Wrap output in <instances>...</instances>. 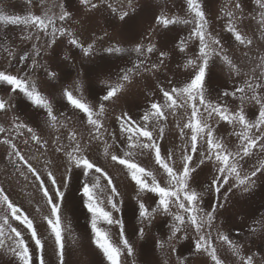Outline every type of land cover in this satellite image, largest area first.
<instances>
[{
	"label": "snow or ice",
	"instance_id": "6c2138e0",
	"mask_svg": "<svg viewBox=\"0 0 264 264\" xmlns=\"http://www.w3.org/2000/svg\"><path fill=\"white\" fill-rule=\"evenodd\" d=\"M26 2L31 6L33 0H26ZM185 2L187 18L169 17L164 13L154 16L152 26L144 33L146 44L136 43L131 49L115 45L104 49L109 54L134 52L137 58L131 67L120 69L115 83L108 84V81H103L108 84V87L100 98L98 108L83 102L67 88L63 90L62 94L68 104L84 114L85 119L80 123L84 126L87 136L78 133L74 127H69L74 123L72 117H65L63 121L58 119L54 114L51 101L41 93L36 82L27 73L13 75L0 71V82L11 86L13 93L18 91L35 108L45 111L46 126L57 132L60 128L68 129L63 140L60 135H56L49 141L38 135L27 123L14 122L17 131L26 129L30 139L39 146L38 151L44 149L45 153L51 152L53 158L45 159L43 171L34 166L10 139L3 141L10 149L8 156L16 165V171L25 181L29 180V176L33 178L32 182L47 207V214L43 215L42 219L46 222L47 230L53 239V253L57 258V264H66L65 232L67 229L62 223V210L74 177L80 181L78 191L82 205L90 214L92 241L108 264H122V255L134 254L133 244L125 236L124 221L115 215L122 212L124 201L121 193L110 174L88 155L94 142H102L105 158L110 157L112 162L124 166L131 180L135 182L134 199L138 207L137 218L141 224L138 234L141 238L145 235V223L151 225L157 216H166L171 218L170 234L167 239L172 253L178 251L176 245L180 241H191L194 255L200 254L207 257L210 264H224L213 243V232H216L215 239L226 244L241 264H254L256 253L242 255L243 245L233 242L227 234L219 231L215 221L218 210L225 209L233 195L237 193L241 196L250 195L257 181L264 183V180H261L264 177V159H258L248 171H244L245 165L254 155L257 153L264 155V54L259 56L258 62L255 56L249 57L254 41L245 35V31L254 21L255 30L264 37V0H253L258 6V12L251 16L244 11V0H235L232 10H221L226 17L223 30L231 34L236 43L248 49L244 52V56L255 63V67L249 71H245L243 63H238L226 53L219 35L213 34L202 0H185ZM39 3L42 8L48 5L41 14L29 12L21 16L0 12V23L23 26L22 31L26 35L21 36L22 43L33 39L37 42L44 41L43 44L33 43V57L25 53L19 56L18 62L32 59L33 70L44 67L35 57H40L41 52L53 49L57 41L65 37L69 45L79 48L85 56L94 52V42L85 47L74 31L64 26L74 18L63 3L56 4L55 0H39ZM79 4L88 11L107 4L113 14L117 12L108 0H98V3L94 0H79ZM57 7L58 13L53 11V8ZM129 7H131V0H129ZM117 22L121 26L131 27L134 18L128 11H120ZM178 24L191 26L188 36L180 38L176 48L179 53L185 54L182 67L193 71L189 73L186 81L178 85L173 84L171 80H168L170 87L167 88L158 84L156 87L162 100H153L139 120L133 119L128 112H122L116 116L120 133L117 137L105 126L104 102L119 100L137 78L155 76L168 68L165 59L167 53L159 50L151 41L158 30L170 31L171 26ZM104 35L106 36L107 33ZM192 44H195L197 51L192 56H187L189 46ZM4 51L10 58H15L10 49L4 48ZM156 52L159 53L157 60L152 61L150 57ZM217 61L227 68L230 78H242V83L234 86L231 91L224 90L218 95L217 100L213 101L207 97V86L212 79V70ZM45 70L50 78H55V72ZM82 88L83 83L78 80L77 91ZM226 98L238 100L239 108L230 109L224 102ZM245 104L251 105L256 111H252L249 115L246 113ZM11 107L12 105L7 101L0 99V112H6ZM181 110L187 117L182 125L179 120ZM169 117L176 121L175 126L179 129V135L182 138L179 146L181 152L179 166L172 150L162 155L160 142L165 137V124ZM16 120L18 121L19 117H16ZM214 120L217 124L219 121H224L233 127L232 134L237 138L234 148H230L222 137H217ZM237 127L239 130H235ZM186 129L189 130L190 135L185 132ZM3 132L5 128L0 126V133ZM105 135L112 139V144L104 139ZM64 140H67V143ZM24 143L27 144L28 141L25 140ZM96 146L99 147V144ZM114 147L119 148L122 154L118 155L111 151ZM145 152H148L158 165L163 182L153 171L146 170L134 159ZM17 161L21 163L17 165ZM202 166H210L213 174L210 182L202 185V190L198 191L192 184L198 170H202ZM54 169H63L59 178ZM102 180L106 183L102 184ZM144 194H154L157 197L155 206L149 208L145 204L141 198ZM207 194H211L215 201L210 203L209 210L203 207L204 197ZM39 210L38 208L37 211ZM10 220L18 221L20 225H23L24 230L29 234V239H26L24 231L13 226ZM101 224L119 226V245L113 242L110 232L101 227ZM261 230H264V222L261 223ZM251 234L256 235L257 229L252 228ZM30 242L33 247H30ZM160 246L164 245L161 243ZM0 249L5 250L13 258L9 264H47L45 241L38 234L33 219H30L9 198L3 187H0ZM177 260L178 264H187L186 257L177 256ZM261 264H264V260Z\"/></svg>",
	"mask_w": 264,
	"mask_h": 264
},
{
	"label": "rangeland",
	"instance_id": "374dc122",
	"mask_svg": "<svg viewBox=\"0 0 264 264\" xmlns=\"http://www.w3.org/2000/svg\"><path fill=\"white\" fill-rule=\"evenodd\" d=\"M55 2L56 4L63 3L66 10L73 14L74 19L69 20L64 26L71 28L85 47L94 42V52L85 56L79 48L69 45L65 37L58 40L53 49L41 52L40 57H35L44 67L33 70L31 67L32 59H28L26 62H18L19 56L27 53L29 57H33V43L43 44L44 41L37 42L33 39L22 43L21 36L26 35L22 31L23 26L0 23V71L13 75L27 73L36 82L41 93L51 101L54 114L57 115L58 119L63 121L65 117H72L74 123L69 127H74L78 133L87 136L84 126L80 123L81 120L85 119L84 114L68 104L62 94L63 90L67 88L83 102L98 108L101 102L100 98L106 91L108 84L115 83L120 69L131 67L137 58L134 52L109 54L104 49L112 45L131 49L136 43L146 44L147 40L144 38V33L152 26L154 16L164 13L169 17L187 18L186 2L185 0H131V7H129V0H108L117 9L115 14L107 7V4L99 5L96 10L88 11L79 4V0H55ZM94 2L98 3V0H94ZM234 2L235 0H202L213 34L219 35L226 53L238 63H243L245 71H249L255 67V63L244 56V52L248 49L236 43L231 34L223 30L226 17L221 10H232ZM47 6L42 8L39 0H33L31 6L26 0H0V12L10 15L22 16L29 12L41 14ZM243 7L249 16L258 12V6L254 4L253 0H244ZM53 11L58 13L59 8H53ZM120 11H128L133 16L134 23L131 27L121 26L117 22ZM190 27L179 24L173 25L170 31L161 32L158 30L152 37L151 42L155 43L159 50L167 53L165 59L168 68L155 76L148 75L144 79L137 78L132 86L120 96L119 100L104 102L106 111L103 119L108 131L119 137V124L115 119L116 116L122 112H128L133 119L139 120V117L153 100H162L156 87L158 84L167 88L170 87L168 80L178 85L189 78V73L193 70L182 67L185 54L179 53L176 45L180 38L188 36ZM105 33H107L106 36ZM245 35L254 41L251 46L252 50L249 51V57L255 56L256 62H258L259 56L264 54V37L255 30L254 21L245 31ZM99 37H103V39H99ZM4 48L13 51L15 58H10ZM195 51H197L196 46L192 44L189 46L186 55L192 56ZM158 54V52L152 54L150 59L156 61ZM45 69L55 72V78H50ZM78 80L83 83V88L80 91L76 89ZM103 81H108V84L103 83ZM240 83H242V78H230L227 68L217 61L212 70V79L207 86V97L216 101L220 93L226 89L231 91L234 86H238ZM0 99L12 105L6 112H0V126L5 128V132L0 133V187H3L9 198L30 219H33L38 234L45 241L47 264H57V258L53 253L54 242L47 230L46 222L42 219V216L47 214V207L32 182L33 178L29 176V180L25 181L16 171V165L11 162L8 156L10 149L3 141L10 139L25 157L31 160L34 166L43 171L45 159L53 158L51 152L45 153L44 149L38 151L39 146L30 139V134L27 133L26 129L17 131L14 122L27 123L34 128L38 135L49 141L54 139L56 135H60L63 140L68 129L60 128L57 132L46 126L44 123L45 111L32 106L30 101L18 91L13 93L11 86L3 82H0ZM224 102L232 110H237L240 106L238 100L233 101L231 98H226ZM244 107L249 115L252 111H256L251 105L245 104ZM16 117H19L18 121ZM186 119L187 117L181 110L179 117L181 125L186 122ZM213 123L217 128V137H222L230 148H234L237 138L232 134L233 127L224 121H219L217 124L214 120ZM175 124L176 121L169 117L165 124V137L160 143L162 155H166L169 150H172L177 166H179L181 155L179 146L182 143V138ZM235 130H239L238 127ZM185 132L190 135L189 130L186 129ZM104 139L109 144L113 143L107 135ZM25 140L28 141L27 144L24 143ZM64 142L67 143V140ZM97 144L99 147L96 146ZM117 144H119V140H117ZM111 151L118 155L122 154L117 147ZM88 155L110 174L124 201L122 212L115 215L124 221L125 236L133 244L134 254L132 256H128L126 253L122 255V264H178L177 256L186 257L187 264H210L207 257L193 254L191 241H180L176 245L178 251L176 253L171 252L170 243L167 239L170 234V217L157 216L151 225L145 223V235L141 238L138 234L141 227L137 218L138 207L134 199L136 195L135 182L131 180L124 166L112 162L110 157L105 158L102 142H94ZM33 157L35 159H32ZM134 159L146 170L153 171L157 178L163 182L162 172L158 170V165L155 164L148 152L137 155ZM258 159H264V155L259 153L254 155L245 165L244 171H248L253 163H257ZM20 163L17 161V165ZM54 171L59 178L63 169H54ZM212 174L213 170L210 166H202V170H198L192 186L201 191V186L210 182ZM261 180H264V177ZM101 183L106 182L102 180ZM79 187L80 181L74 177L62 210V223L67 229L65 232L66 264H108L92 241L90 214L82 205ZM141 198L149 208L155 206L157 197L154 194H144ZM213 202L215 201L211 194L205 195L203 204L205 210H209L210 203ZM38 208L39 211H37ZM10 222L13 226L23 230L25 238L29 239V234L24 230L23 225L14 220H10ZM262 222H264V183L257 181V185L250 195L241 196L237 193L231 197L225 209L218 210L215 224L219 231L227 234L233 242L243 245L242 255L256 253L254 264H261L264 260ZM100 226L106 228L110 232L113 242L119 245V226L105 224ZM252 228L257 229L256 235L251 234ZM215 236L216 232H213V243L217 247L218 255L224 264H241L238 258L232 255L228 246L216 240ZM161 243L164 245L163 247L160 246ZM30 247H33L31 242ZM12 259L9 253L0 249V264H9Z\"/></svg>",
	"mask_w": 264,
	"mask_h": 264
}]
</instances>
